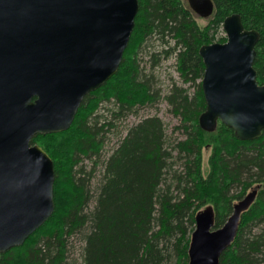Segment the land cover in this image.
<instances>
[{"label":"trees","instance_id":"16d2710c","mask_svg":"<svg viewBox=\"0 0 264 264\" xmlns=\"http://www.w3.org/2000/svg\"><path fill=\"white\" fill-rule=\"evenodd\" d=\"M138 1L118 73L85 98L69 130L32 139L54 163L55 211L0 264H77L78 245L82 264H189L197 214L213 207L220 229L253 189L256 201L220 264H264V131L241 141L222 123L214 133L199 124L207 107L199 51L227 41L223 24L233 14L260 33L254 68L264 85V0H213L209 19L186 0ZM170 58L183 84L173 82L165 99L180 139L168 137L158 116L127 122L160 99L153 72Z\"/></svg>","mask_w":264,"mask_h":264},{"label":"water","instance_id":"95a60500","mask_svg":"<svg viewBox=\"0 0 264 264\" xmlns=\"http://www.w3.org/2000/svg\"><path fill=\"white\" fill-rule=\"evenodd\" d=\"M187 2L202 19L214 14L213 0ZM139 8L138 0H0V254L22 246L55 211L54 163L32 139L69 130L85 98L118 73ZM223 30L225 43L199 51L207 104L199 124L214 133L222 123L255 141L264 131L254 68L260 33L239 14ZM257 195L236 204L220 229L213 207L197 214L189 264H220Z\"/></svg>","mask_w":264,"mask_h":264},{"label":"rangeland","instance_id":"374dc122","mask_svg":"<svg viewBox=\"0 0 264 264\" xmlns=\"http://www.w3.org/2000/svg\"><path fill=\"white\" fill-rule=\"evenodd\" d=\"M219 34H220V36H222V32H220ZM161 49L162 48L160 47L159 43H156L155 44V50L158 51ZM144 59L146 62L148 61L147 58H144ZM175 63H176L175 59L170 58V59L166 60V62L163 61L162 67L160 66V68H158L157 70H154V72H153L155 77L160 80V83H158V87L160 89L163 88V90L165 89L163 91L164 93L168 92L170 85L172 84L171 81H174L179 86H182V84H183L180 77H179V73L175 69V66H174ZM148 71H150L149 65H148ZM190 93L193 94L194 91L191 90ZM151 113L156 116L155 111H153ZM158 114H160L159 118L162 119L164 124H165L166 130H167V135L169 138H175V139L183 138L182 132L175 129L177 126H179L180 120L175 118L169 112V107L165 103H162V106H160V111H158ZM146 115L148 116V114H146ZM140 119H142V118H140ZM140 119L139 118L133 119V123L138 122ZM109 148H110V146L106 144L104 152H106V153H108V151L110 152L111 150ZM206 157H208V154L206 155ZM95 182H97V179L95 180ZM80 247H81L80 245L76 246L75 251L71 255V258L75 259L77 264H82V261L80 259V252H81Z\"/></svg>","mask_w":264,"mask_h":264},{"label":"flooded vegetation","instance_id":"af4514ba","mask_svg":"<svg viewBox=\"0 0 264 264\" xmlns=\"http://www.w3.org/2000/svg\"><path fill=\"white\" fill-rule=\"evenodd\" d=\"M197 15V14H196ZM198 16V15H197ZM199 17V16H198ZM201 18V17H200ZM202 19V18H201ZM164 62H166V60L164 61ZM162 63L163 62H160V64L158 65V66H156L155 67V70H157L158 68H160V66L162 67ZM203 81V80H202ZM155 82H157V83H160V80L159 79H155ZM172 83L174 82V81H171ZM172 84L170 85V88H169V90L172 88ZM165 90V89H164ZM163 88L162 89H160V99H158V101L156 102V104L155 105H149V106H146V107H144V108H141L140 110H139V113H138V115H137V117L136 116H134V115H130L129 116V118L127 119V122H129V123H133V119H136V118H142V119H146V118H152V117H155V115H153L151 112H153V111H155V114H156V116H158L159 117V115L160 114H158V111H160V106H162V103H165L166 105L168 104V102H167V100L165 99V95L169 92V90H168V92L167 93H164L163 91ZM169 112H170V110H169ZM174 117H175V114H173V112H172V110H171V112H170ZM146 114H148V116L146 115ZM150 114V115H149ZM176 118V117H175ZM141 119V120H142ZM126 122V121H125ZM123 131V130H122ZM114 140V137H113V134L112 135H110V141H113ZM253 191H255L254 189L253 190H250L245 196H244V198L248 195V194H250L251 192H253ZM258 191V190H257ZM243 198V199H244ZM242 199V200H243ZM241 201V200H240ZM240 201H238L237 202V204L240 202Z\"/></svg>","mask_w":264,"mask_h":264}]
</instances>
